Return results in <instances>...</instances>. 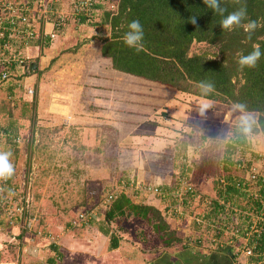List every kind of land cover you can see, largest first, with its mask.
Wrapping results in <instances>:
<instances>
[{
	"label": "rangeland",
	"instance_id": "obj_1",
	"mask_svg": "<svg viewBox=\"0 0 264 264\" xmlns=\"http://www.w3.org/2000/svg\"><path fill=\"white\" fill-rule=\"evenodd\" d=\"M30 2L34 3L27 9L25 16L30 27L32 26L33 35L30 39L23 38L27 45L17 41L14 46L20 57L26 54L25 56L29 58L25 61L24 68L33 61L37 56L36 54L42 52L51 56L56 55L61 60L65 55V62H71L69 66H75L70 70V73H67L65 67L54 70L56 67L53 65L46 70L47 73H45L44 78L40 79L35 74H30L25 76L23 83L17 84L18 88L15 91L17 98H21L22 101H31L32 97L29 96L31 93H27L26 89L32 86L36 87L37 98L33 124L29 121V113L22 117V121L25 119L24 123L27 124L28 128L27 133H23L24 124L20 126V132H22L20 135L25 136L26 139L18 142L19 153L15 154L17 161L14 164V174L17 173L20 178L25 175L29 176L33 215L36 219L41 217L46 226L38 227L40 233L33 235L32 240H29L30 238L28 239L26 235L31 232V223L24 229V233H22V229H17L16 226L13 227L15 229H10L12 226L7 228L1 225L4 228L0 229L2 230L0 232V264H36V261H39L38 264H42L43 260H46L44 256H47L48 253L39 248L34 254L33 248H29V243L36 242L42 247L43 244H47L46 240L51 243L58 242L59 250L63 254L61 262L56 264H148V262L153 264L156 261L170 264L176 259L183 264L189 260L192 263L195 262L194 259L201 260L202 256H207L213 251L219 252L218 255L223 256L219 260L223 262L226 253H228L224 252L226 247L222 248L227 244L224 239L232 232L230 228L234 226V223L228 222L226 223L228 227L224 225V228L222 227L220 230L218 227L221 225L220 220L224 215L223 212L218 215V218L216 216L203 218L202 216L205 213L206 204L209 203L206 200L216 196L212 187L215 175L218 174L216 168H224L225 166L230 168L231 166L220 158L224 153L230 152L227 151L228 145L237 144L233 141L235 140L234 134L242 137V144L236 146H241L244 149L243 152H256L263 155L264 132L252 131L256 125L257 114L237 108L234 104H225L190 95H184L182 99L179 97V100L169 97V102L177 104L176 112L181 114L180 117L183 121L181 125H183V133L185 134L183 136L181 134L179 137L182 138L179 139L178 147L176 146L177 149H175L176 153L174 152L173 155L176 156V163L174 162L173 165L174 175L167 177L162 175H165V170L170 167L169 161H167L170 155L166 154L165 158H162L163 161L160 160L163 163H159L156 162L159 155H152L149 158L147 155L143 157L140 150L133 153L129 149L130 146L122 143L117 136L118 134L110 136L108 131L102 129L104 127L102 125H89L83 130L80 142L87 141L91 146L79 147L74 144L77 141H72V133L68 132V134L70 133V141L66 142L68 145L57 147L56 138L57 140L62 138L58 135L57 130L44 129L41 126L46 123L52 124L41 113V107L44 105L41 103V98L51 90L71 91L74 95L73 112H81L85 117L92 115L102 121H109L108 118H111L112 114H116L115 111H119L120 106H122V98L125 96V94H116L114 90L109 91L110 87L105 85L108 78H116L113 80H117V82L113 85L118 86L122 84L117 78L127 77L134 80L130 86L134 85L133 87L141 88L138 90L141 93L139 98L152 94L153 91L168 92V94L176 93L177 96H181L182 93L113 70L108 59L98 55L99 41L103 36L109 35L108 26L95 28L85 24L80 25V23L75 25V21L81 10L86 13L92 10L94 17L101 15L103 11L112 7L111 1L46 0L44 13L37 9L39 2ZM52 4L55 7H51ZM47 24H50V27H47L46 31L44 27ZM41 36L48 37L50 47L36 51L30 43L34 38ZM193 48L194 51L203 52L208 47L204 43H195ZM72 49L75 50L72 51ZM209 50L211 51L210 48ZM10 67L12 68V66ZM5 68L8 69L9 66ZM55 71L63 74L55 75ZM72 73L75 74L73 84L69 78L64 77ZM68 77L70 76L68 75ZM122 81L126 82L124 79ZM7 82L6 78L0 80V102L2 103L7 99L2 88ZM76 85L79 87L78 89ZM94 85L102 88H93ZM95 96L98 99H95ZM104 96L111 97V100L106 97L107 100H110L109 103L105 102L106 99L101 98ZM51 99L52 102L64 100L61 97H56L54 93H52ZM7 100L8 105L17 101L11 103V100ZM112 103L114 108L111 107ZM100 104L102 106H99ZM203 104H208L209 107L202 109ZM0 115V124H3L6 110L5 113L0 112ZM171 116L173 117V115ZM244 116L251 117L250 131H245L246 125L242 122ZM168 119L171 118L168 117ZM53 122L57 123L58 120H53ZM30 128H32V136L31 139H27L26 136L30 135ZM74 137L76 136L74 135ZM234 149L235 146L230 149L232 150L231 154L235 152ZM112 153L115 154L116 161L110 160ZM223 168L221 169L222 173L225 172ZM191 169L194 172L192 173L195 178L193 180L191 175H188ZM150 171L157 176L161 175V178L156 177V182L161 185L165 184L164 181L168 183L167 186L171 189L168 193L171 195L175 193L172 197L175 198L177 204L174 205L176 207L173 206L175 209L173 215L178 220L172 222L179 223L177 229L174 230L175 234L182 238L180 243L173 242L170 245H164L160 232H155L151 228V221L143 218L128 214L115 216L110 222L102 219L103 206L100 205V202L110 190L118 193V189L124 185L128 196L134 202H145L149 196L144 193L137 194L135 190L141 184H151L155 180L154 178L147 180L149 176L145 172ZM122 173L127 176L124 180L123 177H120ZM181 178L185 183H180L178 188H171ZM160 179H163V182ZM134 184H138L136 189L133 188ZM186 186L189 188L190 194H185ZM96 193H100L101 196L97 204H95ZM163 194L165 195V193ZM180 196H185V204L184 198ZM162 199L164 204L174 201V199L172 201L171 198L167 197ZM156 202L153 203L156 204ZM85 206L94 210L88 222L84 226H70L68 221ZM162 215H166L163 210ZM224 218L226 219V217ZM91 219L93 222L90 221ZM17 223L20 224V221H16ZM171 226L175 227L174 224ZM171 226L170 228L173 229ZM6 231L10 233L7 234ZM11 231L15 232L12 233ZM217 232L218 234H216ZM17 233H22V236L11 240V236ZM110 236L117 238L118 245L116 248H109ZM23 237L25 238L23 239ZM36 238L37 241H35ZM209 240L214 241L209 242ZM215 244L221 248L216 247ZM31 250L32 252H30ZM231 253L232 251L229 252V255ZM231 259L234 264H239L241 261V259Z\"/></svg>",
	"mask_w": 264,
	"mask_h": 264
},
{
	"label": "trees",
	"instance_id": "obj_2",
	"mask_svg": "<svg viewBox=\"0 0 264 264\" xmlns=\"http://www.w3.org/2000/svg\"><path fill=\"white\" fill-rule=\"evenodd\" d=\"M109 1H111L112 7L106 9L101 15L96 17L92 15V10L88 13L82 10L79 11L75 25H79L80 23V25L85 24L94 26L95 28L108 26L109 35L101 38L97 53L100 57L108 59L109 65L113 70L143 79L147 82L172 88L182 94H189L193 97L225 104H243L245 107L242 110L257 114L256 125L252 128V131L260 130L264 132V56H261L254 68H241L238 63L240 56L249 54L255 46H259L261 51L264 52V0H240L239 3H236L235 0H220L221 7L226 9L223 16L238 10L242 6L246 7V17L242 20L240 26L234 27L231 31L220 27L223 16L208 8L203 3V0ZM51 7L55 6L52 4ZM190 17H196L197 23L192 24ZM133 20L140 22L144 32L143 40L141 41L142 48L139 51L128 47L124 43V36L130 30L128 25ZM249 21L257 23V28L251 33L250 38L249 33L244 30V26ZM47 39V36L36 37L33 41L31 40L30 44L36 51H41L42 48L46 47L47 49L50 46V42ZM195 43H204L208 48L203 52L194 51L193 47ZM16 44V41H13L12 47ZM75 49H72V51ZM38 54L33 59L35 68L32 72L26 73V67L24 68V66H12V68H8L6 76V81L8 82L2 87L5 97L11 100V103L17 100L12 105H8L7 99L3 103L0 102V112L5 113L6 110V117L4 118V122H2L4 124H0V150L12 152L10 160L13 166L17 161V155L15 156V154L19 153L18 142L26 139L18 131L21 126L20 119L29 113V121L33 124L37 98L36 87L34 86L31 87V89L34 87V91L32 90V93H34L29 94L32 97L31 101H22L21 98H17L18 96H16L15 92L16 88H18L17 84L19 85V82L23 83L25 76H29L30 74H35L40 79L44 78L45 73H47L46 70L53 65L56 67L54 70L63 67L62 64H57L56 55L51 56L45 52ZM55 74L60 75L61 73L55 71ZM201 81L213 84V90L209 93H204L198 87ZM29 134L26 136L27 139H31L32 128ZM234 137L235 140L233 141L235 143L242 144L241 136L238 137L234 134ZM15 138H18V141ZM55 142L57 147L66 146L64 143ZM236 145L234 144L235 149L233 151L235 152L233 154H231L232 150L230 149L234 146L230 144L227 148V151L230 152L224 153L220 158V160L231 164V166L230 168H227V166L222 167L225 170L224 173L221 171L222 168H216L218 174L215 175L216 177L212 185L216 196L210 200H206L209 203L205 206L203 218L215 216L218 218L223 208L222 203H219L220 201L223 203L228 201L232 204L241 205L242 199H245L246 196L248 197L249 191L253 189H256L260 195H264V184H260V181L254 183L247 178L254 163H259L260 171H264L263 157L258 156L256 152H243L244 149ZM111 155L110 160L116 161L115 154L112 153ZM235 162L240 166L235 167ZM12 177L8 179L9 182L12 180ZM125 178L123 177V180ZM178 183L176 181L171 188H177L179 186ZM159 188L161 190L159 195L154 196L150 194L146 202L140 203L134 202L128 196L129 194H127V190L123 185L118 189V193H113L114 195L103 206L102 219L110 222L115 216L128 214L143 218L151 221V228L155 232H160L164 245L182 242V238L175 234L174 230L177 229L179 223L175 224L172 222L178 220L173 215L174 207H176L174 205L177 204L175 198L172 197L175 193H172V195L168 193L171 189L166 184H160ZM135 192L137 194H145L142 190H135ZM185 194H190L188 188L185 189ZM145 195L147 196V194ZM96 196L95 204L101 199L100 193H96ZM165 197L171 198L172 201L174 199V201L164 204L162 198ZM180 197L184 198L183 202L185 204V196ZM153 199H157L161 203L156 206L151 203ZM252 203L257 208L260 207L258 200H253ZM84 209L88 210L87 206L81 208V210ZM162 210L166 215H162ZM27 213L29 216L33 215L32 206ZM4 220L3 214L0 213V227L1 225L5 227L7 224ZM90 221L93 222V219ZM171 224H174L175 227L171 226ZM43 226H46V224L44 221L42 222L41 217L37 218L36 222L31 225L33 232L38 227L42 228ZM20 229L24 233L25 227ZM22 233L17 235L18 238L22 236ZM30 235L33 236V234ZM50 244L55 249L51 255L52 259L48 258L44 260L43 264H56L57 262H61L60 260L63 258V254L59 248L54 246V243ZM117 245V238L110 236L109 248H116ZM38 249L34 251V254ZM40 249L44 248L40 247ZM224 250L228 251V248ZM194 260V263L187 260L188 262L183 264H210L204 260L203 262L202 260ZM179 262L176 259L170 264H181ZM148 264L151 263L148 262ZM153 264L163 263L156 261Z\"/></svg>",
	"mask_w": 264,
	"mask_h": 264
},
{
	"label": "crops",
	"instance_id": "obj_3",
	"mask_svg": "<svg viewBox=\"0 0 264 264\" xmlns=\"http://www.w3.org/2000/svg\"><path fill=\"white\" fill-rule=\"evenodd\" d=\"M47 27H50V24H47L44 27L45 30L47 29ZM49 47L47 49H49ZM63 57L64 58H62V60L57 58V64H62L63 67H65L66 70L68 71L67 73H70V70H72V68L74 66L73 65L69 66L71 62L66 63L65 62L66 56L64 55ZM62 74L63 73H61L60 75H62ZM55 75H58V74H55ZM68 75L70 77H68ZM73 76H75L74 73L67 74L64 77L69 78V81L71 82V84H73L74 80H75ZM113 79H116V78H113V77H112V79L108 78V80L105 83V85L110 87L109 91L114 90L116 94H119V95L125 94V96H123L124 98H122V100H123L121 102L122 106H120L119 111H115L117 113L112 114L111 118H108L109 121L98 120L97 118H94V116H92V115L85 117L81 112H73L72 106H74L73 105L74 104V102H73V96L74 95L71 93V91H69V90H63V91L51 90V91H49V93L47 95H45L44 97L41 98V103L44 104L41 107L42 108L41 113L47 118V121H50L52 124L46 123V124L41 125V126L44 129L57 130L58 135L62 137V138H60V140H57V138H56V141H58L59 143H64L65 145H68L66 143V142L70 141V138H69L70 133L68 134V132H71L72 133V141H74V142L77 141L74 144L78 145L79 147H83V146L88 147V146H91V144L90 143L88 144L87 141L80 142V136L83 133V130L89 125H91V126L92 125H102V126H104L102 129L108 131L110 136H112L113 134L114 135L118 134L117 136H119V139L122 141V143L126 144V146H130L129 149L133 153L140 150L143 157L145 155H147V157L149 156V158L152 155H159V157L156 160V162H159V163H163L162 158L163 157L165 158L166 154L170 155L168 160H167V161H169L170 167L165 170V175L163 174L162 176H166V177L169 175L173 176L174 175L173 165L176 163V161H175L176 156H173V155H174L175 149H177V147H178L177 144L180 141L179 139L182 138V137L181 138H179V137L181 136V134L183 136L185 133H183L184 128H183V125H181L183 123L182 118L180 117L181 114H178L176 112L177 104L176 103L172 104L171 102L168 101V98L171 97L174 100H177V99L179 100L180 99L179 97H181V99H182V97L184 98V95L187 96V94L184 93L181 96H177L176 93H174L175 94L174 95V94H168V92H155V91H153L152 94L144 95V97L139 98V95L141 93L138 90L141 88L140 87H133L134 86L133 84H132L133 86H130V83H132L134 80H130L127 77L117 78V79H119L120 83L122 84L121 86H118L116 84L113 85V83L117 82V80H113ZM122 79L126 80V82H123ZM67 81H68V79H67ZM143 81H145V80H143ZM94 87L100 88L101 86L94 85L93 88ZM76 88L78 89L79 87L76 85ZM125 89H128V90H125ZM135 89H137V90H135ZM52 93H54V95H56V97H58V98L61 97L64 100H61V101L55 100V102H52L53 101L51 99ZM111 94L113 95V92H111ZM136 94H137V96H136ZM96 97L97 96H95V99H98ZM106 97L111 100V97H108V96H104L101 98L104 100V99H106ZM137 97H138V100H137ZM101 98H100V100H101ZM110 100H107L105 102L109 103ZM63 103H65V104H63ZM96 104L98 105L99 102ZM99 106H102V105L100 104ZM111 107L114 108L113 103H112ZM112 111H113V109H112ZM171 115H173V117ZM168 117H170L171 119L169 120ZM52 119L58 120V122L54 123ZM83 121H85V122L82 123ZM24 122H25V119H24V121H22V119H20V123L24 124V129L22 132L27 133L26 130H27L28 126ZM173 122H174V124H173ZM3 124H1V125H3ZM173 126H175V127H173ZM18 131L19 132L21 131L20 127H19ZM74 135L76 137H74ZM76 138H77V140H76ZM183 143H184V140H183ZM187 146H189V145H187ZM182 156H184V155H182ZM182 156H180V157H182ZM160 160H162V161H160ZM181 167H182V165H181ZM186 169L189 171L187 166H186ZM192 173H194V172L191 169V172L188 175H191V179L193 180L195 178L192 176ZM145 174L149 176V178L147 180H152V178H154L155 180H153V182H151V183L154 185L157 183V185L160 186V184L158 182H156V177H158L159 175L157 176L156 174H153V172H151V171L145 172ZM120 177H127V176L122 173L120 175ZM157 180H159V179H157ZM160 180H162V182H163V179H160ZM163 183L168 185V183H166L165 181ZM165 184H163V185H165ZM153 202H156V204ZM151 203L158 206V204L160 202L157 199H153L151 201ZM3 228L4 227H2V226L0 227V229H3ZM10 229H15V228H10ZM1 231L2 230H0V232ZM11 232L14 233L15 231H11ZM6 233L8 234L10 232L6 231ZM6 233L4 232L5 235H7ZM26 236L28 237V239L30 238L29 240H32V238H33V236L30 234H27ZM14 238L18 239V236L14 237ZM24 238L25 237H23V239ZM13 239H11V240H13ZM37 240L38 239H36L35 241H37ZM10 242H12V241H10ZM46 243L47 244H44V246H42V248H44L43 251H45V250L49 251V252H47L49 256L43 255L46 259H48V258H51V255L55 249H54V247L50 246L51 242L49 243L48 240H46ZM54 244H53L54 246L59 248V246L57 245L58 242L54 243ZM48 246H49V248H48ZM40 247L41 246L38 245L36 242H32V243L30 242L29 243V248H33V252ZM8 251H9V249H8ZM30 252H32V250ZM224 252H228V253H226L227 255H225V260L223 262L219 261L221 258H223V256L218 255L219 252H215V251L210 252L209 254H207V256L206 255L202 256L201 260L203 262V260L206 259L209 261L210 264L211 263H213V264H234V261L231 259L232 257L230 258L229 251L225 250ZM43 262H44V260H43ZM43 262H42V264H43ZM36 263L38 264L39 261H36Z\"/></svg>",
	"mask_w": 264,
	"mask_h": 264
},
{
	"label": "built area",
	"instance_id": "obj_4",
	"mask_svg": "<svg viewBox=\"0 0 264 264\" xmlns=\"http://www.w3.org/2000/svg\"><path fill=\"white\" fill-rule=\"evenodd\" d=\"M30 1L39 2L40 4L35 5H37V9L40 12L44 13V3H46V0H0V65L2 67L0 69V80L5 79L8 74L5 68L6 66H9V68L10 66H25V61L29 59L25 56L26 54L21 58L22 56L20 57L17 53L18 50L16 52V49L12 47V42L16 41L17 43L18 41L27 45L23 38L28 39L33 35L31 31L32 26L30 27L29 21L25 16L27 9L34 3ZM26 92L32 93V89L28 87ZM15 140L18 141V138H15ZM257 155L263 157L264 161V153L263 155L257 153ZM234 166L239 167L240 165L235 162ZM259 166V163H254L247 178L254 183L260 181V184H264V171H260ZM30 182L29 176L25 175L20 178L17 173L16 175L13 174L10 182L8 180H0V213L3 214L4 221L7 223L5 227L12 226L13 228L16 226L17 229L22 227L26 229L30 223L32 225L36 222V217L34 215L29 216L27 213L31 208L32 200L31 193L29 192ZM178 182L179 185L180 183H185L183 182V178L181 180L179 179ZM136 185L138 184H134L133 188ZM137 190H142L145 194L154 196L161 193L159 186L152 183L141 184ZM113 193L115 191L112 190L106 193L100 205L105 206L108 200L114 195ZM253 200H258L260 207L257 208L252 203ZM219 203L223 205L222 212L224 215L220 220L221 225L218 229L222 230L221 228L228 222L230 224L232 222L234 223V226L230 228L232 232L224 239L227 244L222 248L224 249L226 247L229 252L232 251V258L241 259L240 262L238 261L239 264H264V195H260L256 189H253L249 191L248 197L246 196L245 199H242L241 205L236 203L232 204L228 201L224 203L220 201ZM91 213H94L93 209L77 211L68 223L72 227L84 226L93 215ZM16 221H20V224H16ZM30 230L31 232L29 233L33 235L40 233L38 229L35 232L32 229ZM18 233L13 234L11 239L16 237ZM213 241L209 240V242ZM215 246L221 248L217 244Z\"/></svg>",
	"mask_w": 264,
	"mask_h": 264
},
{
	"label": "clouds",
	"instance_id": "obj_5",
	"mask_svg": "<svg viewBox=\"0 0 264 264\" xmlns=\"http://www.w3.org/2000/svg\"><path fill=\"white\" fill-rule=\"evenodd\" d=\"M236 3H239L240 0H235ZM203 3L214 12H217L223 16L226 11L225 8L221 7L220 0H203ZM246 17V7H240L238 10L229 13L226 16H223V19L220 22V27L224 30L231 31L234 27L241 25L242 20ZM190 22L196 24V17H190ZM130 29L124 36V43L130 47L135 48L137 51L141 50L142 45L141 41L143 40L144 32L143 27L138 20H133L129 25ZM257 28V23L255 21H249L245 26V32L249 33V38L251 33ZM261 56H264V52L261 51L259 46H255L253 50L247 55H241L238 63L241 68L248 67L254 68L257 65V62L260 60ZM28 66V65H27ZM26 66V68H27ZM198 87L204 92L209 93L213 90L214 85L211 83H205L201 81L198 84ZM208 104H203L202 109H207ZM235 107L243 109L245 106L243 104H237ZM250 120L251 117L244 116L242 117V122L246 125L245 131H250ZM12 156L11 151L0 150V180H8L14 174V166L10 160ZM11 194V193H10ZM85 210V209H84Z\"/></svg>",
	"mask_w": 264,
	"mask_h": 264
},
{
	"label": "water",
	"instance_id": "obj_6",
	"mask_svg": "<svg viewBox=\"0 0 264 264\" xmlns=\"http://www.w3.org/2000/svg\"><path fill=\"white\" fill-rule=\"evenodd\" d=\"M35 68V62L31 61L29 62L27 68H26V73L32 72Z\"/></svg>",
	"mask_w": 264,
	"mask_h": 264
}]
</instances>
